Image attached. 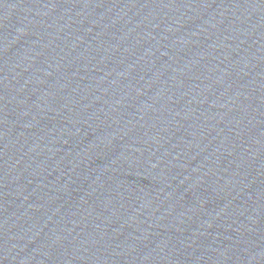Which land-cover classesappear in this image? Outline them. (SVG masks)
Instances as JSON below:
<instances>
[{"label":"water","instance_id":"1","mask_svg":"<svg viewBox=\"0 0 264 264\" xmlns=\"http://www.w3.org/2000/svg\"><path fill=\"white\" fill-rule=\"evenodd\" d=\"M263 246L264 0H0V264Z\"/></svg>","mask_w":264,"mask_h":264}]
</instances>
